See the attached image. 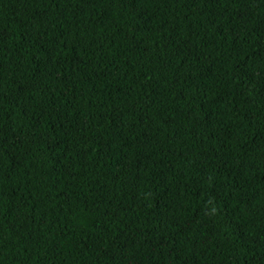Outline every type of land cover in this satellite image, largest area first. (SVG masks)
<instances>
[{
  "label": "trees",
  "instance_id": "16d2710c",
  "mask_svg": "<svg viewBox=\"0 0 264 264\" xmlns=\"http://www.w3.org/2000/svg\"><path fill=\"white\" fill-rule=\"evenodd\" d=\"M0 264H264V0H0Z\"/></svg>",
  "mask_w": 264,
  "mask_h": 264
}]
</instances>
